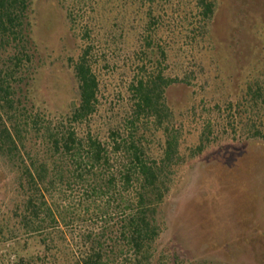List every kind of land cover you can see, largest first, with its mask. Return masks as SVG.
I'll use <instances>...</instances> for the list:
<instances>
[{"label": "trees", "instance_id": "1", "mask_svg": "<svg viewBox=\"0 0 264 264\" xmlns=\"http://www.w3.org/2000/svg\"><path fill=\"white\" fill-rule=\"evenodd\" d=\"M54 1L74 41L77 96L45 119L16 88L33 79L39 56L31 0H0V155L16 172L9 203L0 196V243L36 236L50 264H196L157 252L179 146L176 115L195 108L199 83H209L205 100L228 103L235 120L264 112L260 20L248 17L220 41L212 29L218 0ZM120 63L131 69L115 87L122 110L103 136L94 118L111 85L104 71ZM176 89L183 94L174 97ZM204 122L212 133L213 120Z\"/></svg>", "mask_w": 264, "mask_h": 264}, {"label": "rangeland", "instance_id": "2", "mask_svg": "<svg viewBox=\"0 0 264 264\" xmlns=\"http://www.w3.org/2000/svg\"><path fill=\"white\" fill-rule=\"evenodd\" d=\"M31 3L33 40L39 56L33 79L27 86L16 84V88L28 111L46 114L42 117L46 119L67 111L69 99L77 96L68 62L75 47L65 11L54 0ZM255 16L264 33V0H218L214 37L230 39L239 25H246L248 17L252 20ZM118 66L104 71L105 82L111 85L94 118L103 136L111 125L109 119L122 110L117 82L124 78V71H131L122 68L123 63ZM208 84L197 85L195 108L176 115L179 146L169 173L171 191L161 209L163 230L157 252L168 260L178 257L182 263L264 264V137L254 136L256 127L264 132L259 120L264 112H251L249 119L247 113L235 120L228 103L213 97L212 102L205 100ZM182 94V89L172 93L174 97ZM205 119L213 120L212 133L205 128ZM32 138L30 146L39 144ZM201 144L204 148L198 150ZM15 186L16 172L0 155V196L5 204ZM43 248L36 236L0 243V264H50ZM40 256L44 259L41 263Z\"/></svg>", "mask_w": 264, "mask_h": 264}]
</instances>
